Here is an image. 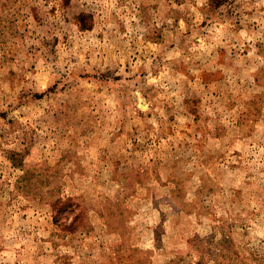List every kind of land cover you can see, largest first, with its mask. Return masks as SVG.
<instances>
[{"label": "rangeland", "instance_id": "374dc122", "mask_svg": "<svg viewBox=\"0 0 264 264\" xmlns=\"http://www.w3.org/2000/svg\"><path fill=\"white\" fill-rule=\"evenodd\" d=\"M0 264H264V0H0Z\"/></svg>", "mask_w": 264, "mask_h": 264}]
</instances>
